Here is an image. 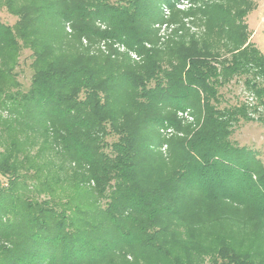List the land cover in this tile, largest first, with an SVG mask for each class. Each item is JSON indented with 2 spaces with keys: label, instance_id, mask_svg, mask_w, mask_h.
Instances as JSON below:
<instances>
[{
  "label": "trees",
  "instance_id": "trees-1",
  "mask_svg": "<svg viewBox=\"0 0 264 264\" xmlns=\"http://www.w3.org/2000/svg\"><path fill=\"white\" fill-rule=\"evenodd\" d=\"M185 1L0 0V264H264L255 0ZM236 77L257 108L220 107Z\"/></svg>",
  "mask_w": 264,
  "mask_h": 264
},
{
  "label": "rangeland",
  "instance_id": "rangeland-1",
  "mask_svg": "<svg viewBox=\"0 0 264 264\" xmlns=\"http://www.w3.org/2000/svg\"><path fill=\"white\" fill-rule=\"evenodd\" d=\"M179 11H186L190 5L185 0H180L176 6ZM164 13V12H163ZM169 16L170 12L164 13ZM16 18L10 15L5 8H0V22L12 26ZM186 23V21H184ZM248 27L249 42L258 50L264 49V0H255V8L249 12L245 18ZM177 26L170 25L166 29H175ZM191 32L198 29L190 24L187 25ZM103 45V44H101ZM31 58L30 51L22 50L18 58L17 65L14 69L15 80L21 91H27L30 86L32 71L30 68ZM222 101L220 107L236 106L241 103L247 105L250 109L257 108V100L254 94L246 89L244 77H236L233 81L220 89ZM258 114H264L261 107L257 109ZM185 119L186 124L191 123V119L185 116H178ZM252 121L241 120L234 126L231 137L232 142L239 147H245L257 153L258 158L264 164V123L257 120L258 115L250 110ZM2 183L5 179L0 177Z\"/></svg>",
  "mask_w": 264,
  "mask_h": 264
},
{
  "label": "built area",
  "instance_id": "built-area-1",
  "mask_svg": "<svg viewBox=\"0 0 264 264\" xmlns=\"http://www.w3.org/2000/svg\"><path fill=\"white\" fill-rule=\"evenodd\" d=\"M183 116H185V117H187V118H189L186 114H184ZM191 119V118H190ZM167 133L169 134L170 133V131L168 130L167 131Z\"/></svg>",
  "mask_w": 264,
  "mask_h": 264
}]
</instances>
